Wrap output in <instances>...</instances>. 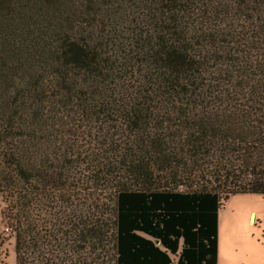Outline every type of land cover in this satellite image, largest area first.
<instances>
[{
    "label": "trees",
    "instance_id": "1",
    "mask_svg": "<svg viewBox=\"0 0 264 264\" xmlns=\"http://www.w3.org/2000/svg\"><path fill=\"white\" fill-rule=\"evenodd\" d=\"M0 194L15 264H217L264 195V0H0Z\"/></svg>",
    "mask_w": 264,
    "mask_h": 264
},
{
    "label": "rangeland",
    "instance_id": "2",
    "mask_svg": "<svg viewBox=\"0 0 264 264\" xmlns=\"http://www.w3.org/2000/svg\"><path fill=\"white\" fill-rule=\"evenodd\" d=\"M39 189L27 187L23 194L35 206L36 224L43 231L49 219L40 207L39 202L44 204L47 198L40 195L44 192ZM13 203L0 194V264H15L13 220L9 210ZM99 253L93 255L95 262L107 264L106 257H102L105 251ZM89 255L92 254L89 252ZM217 259L218 264H264V195H235L224 203L218 226Z\"/></svg>",
    "mask_w": 264,
    "mask_h": 264
},
{
    "label": "crops",
    "instance_id": "3",
    "mask_svg": "<svg viewBox=\"0 0 264 264\" xmlns=\"http://www.w3.org/2000/svg\"><path fill=\"white\" fill-rule=\"evenodd\" d=\"M219 221H220V213H219ZM219 221H218V226H219ZM217 255H218V253H217ZM217 264H218V259H217Z\"/></svg>",
    "mask_w": 264,
    "mask_h": 264
},
{
    "label": "bare ground",
    "instance_id": "4",
    "mask_svg": "<svg viewBox=\"0 0 264 264\" xmlns=\"http://www.w3.org/2000/svg\"><path fill=\"white\" fill-rule=\"evenodd\" d=\"M252 221H254V220L252 219Z\"/></svg>",
    "mask_w": 264,
    "mask_h": 264
}]
</instances>
